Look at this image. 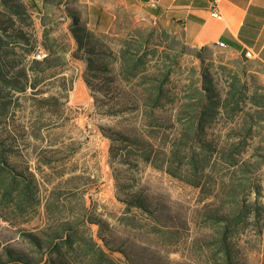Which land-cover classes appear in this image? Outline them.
I'll use <instances>...</instances> for the list:
<instances>
[{
	"label": "rangeland",
	"instance_id": "1",
	"mask_svg": "<svg viewBox=\"0 0 264 264\" xmlns=\"http://www.w3.org/2000/svg\"><path fill=\"white\" fill-rule=\"evenodd\" d=\"M86 1L71 2L97 53L78 47L71 32L76 21L63 7L53 4L41 16L32 0H0V51L15 68L25 67L26 85L18 90L0 79V127L14 129L12 136L0 129V141L8 158L37 178L27 210L0 189V264H29L10 258L7 247L43 259L35 264H54L53 258L67 264H218L223 224L212 229L206 220L210 203L230 204L239 215L231 233L239 262L264 264V64L231 51L200 50L179 26L142 5L97 0L112 17L95 25ZM39 49L46 57L61 55L62 63L33 67ZM233 82L236 96L202 120L208 101L199 91L211 87L221 103ZM159 87L162 97L153 106L144 96ZM113 130L150 139V160L143 158L142 142L113 144ZM187 131L194 140H181ZM132 191L147 195L154 213L130 207L125 199ZM66 222L75 228L66 229ZM28 233L42 237L44 246ZM96 243L112 263L97 260Z\"/></svg>",
	"mask_w": 264,
	"mask_h": 264
},
{
	"label": "trees",
	"instance_id": "2",
	"mask_svg": "<svg viewBox=\"0 0 264 264\" xmlns=\"http://www.w3.org/2000/svg\"><path fill=\"white\" fill-rule=\"evenodd\" d=\"M30 7H33L35 11L36 9L39 10V7L36 5V2L30 3ZM13 8L15 11L19 13L22 11L21 5L17 3L13 4ZM150 11L155 14H160V10L157 9V7L156 8L151 7ZM73 17L76 21L75 22L76 25L73 28H71V32L73 34L74 39L76 40L78 44V47L81 48L85 44L87 48L86 49L87 52L97 53L98 51L96 50L94 43H91L89 41L90 39H92V35L90 34L87 25H82L79 19L75 17V15H73ZM111 17L112 16L109 12L107 11L105 12L101 8H98V7H95L94 11L92 10V12L90 13L91 21L94 22L95 25H102V24L107 25ZM53 46L54 45H51L50 48H53ZM1 47L2 46L0 45V48ZM91 59H92L91 57H88L87 60H91ZM12 60L13 59L8 55L7 52L1 54V51H0V79L4 81V83L6 84L7 83L13 84L15 88H17L18 90H25L26 85H24V83H21V78L24 74L22 70H25L24 69L25 67H21L18 69L15 68L14 64H12ZM61 63H62L61 55H58L57 57L48 56L42 60L34 58L32 61V66L36 67L39 64H45L48 67H52V66H58ZM99 66H101V67H98L99 69L108 70V67L105 64H101ZM26 76H27L26 80L28 82L29 76L28 74H26ZM29 84L32 85L33 88H36V83H29ZM231 87L232 88L230 89V91L227 92V95L223 97V101L221 103L217 100L215 94L212 93L211 87H208V90L210 92L205 93L203 91H199V93L202 94V97L206 98L208 101L206 104L203 105V108L201 109V113L199 115L202 118V120H204V118L207 116L208 117L215 116L216 113H218L219 111V106L226 107L227 103L236 96V93L238 91L237 83L233 82L231 84ZM144 97H145L144 100H146V102H148L149 104L153 106H157V104L159 103L162 97L161 87H159L157 90H148V92L145 93ZM201 123L203 124V121L199 123L200 126L202 125ZM0 129L7 130L10 136H12V133L14 132L12 125H9V124L5 125L4 127H0ZM189 132L190 131H187L184 134V138H181V140H184L185 142L189 138L194 140L195 137L191 135V132L190 133ZM113 133H109L108 135L109 137H111L113 144H115V142L117 141L132 142L135 145H138V143L142 142L144 144V147H146L144 149L143 158L146 161L150 160L152 150L155 147L154 143L150 139H146L143 136H136V135L133 136L121 130H113ZM132 145H129V146L132 147ZM114 146L115 145H112V151L114 149ZM148 146L150 147L149 150L147 148ZM208 146L210 147L211 144L208 143ZM178 147H176L173 150V153L176 156H177ZM6 148H7L6 141L2 139L0 141V189H1L2 195L4 197L13 196L16 202V208H18L21 211H23L24 209L27 210L28 207H31L34 205L33 204L34 187L36 186V182H37L36 174L34 171L30 170L28 166H26L25 168H21V169L18 168L17 163L12 162L6 155V152H5ZM125 148L127 149L126 146ZM202 148L206 151L208 150L206 149V146H202ZM126 154L131 155L129 150L126 151ZM193 159H194L193 165L195 168V173L197 175V171L199 170V167H200V161H199L200 159H198L197 156L193 157ZM170 172H174V171L171 170ZM193 184L198 186L200 184V179L193 181ZM232 196L236 198L235 195H232ZM228 199L230 201V194L228 195ZM125 200L127 201L130 207L136 206L138 208H143L145 210H149L152 213H154V211L151 209V204H152L151 199L147 195L143 194L142 192L132 191L128 194ZM211 204L212 203L208 204L210 206H208V210L204 213L206 220L210 222V224L212 225V229L217 224H223V226H221L220 228L216 227L217 233H218L216 244L218 245V247H220V251H222L221 261L218 264H241L238 260V257L235 256L233 241L231 237L233 226L237 225L240 221L239 215H237L234 207L230 209V204H228L227 206L223 204L222 205L216 204V206L212 204L211 206ZM64 226L66 229L75 228V225L70 222L64 223ZM28 235L31 237L32 242L36 246H39V247L44 246L45 241L42 237L34 233H28ZM100 237L103 238L106 245L109 246L107 239H105V237L101 235ZM96 244L98 245V250H97L98 253L96 255H99V257L97 256V260H101L100 258L102 257V258L108 259L109 260L108 262L112 263L113 262L111 260L112 258L110 257V254L107 252V250L101 244H98V243ZM6 249L8 251L10 258L15 259L16 262L19 261V262H24V263H29V264H35L38 261L43 260V259H39L37 261L35 257L34 258L31 257L28 253L22 250H17L11 247H7ZM53 261H54V264H67L66 262H63L62 259L57 260L53 258ZM96 264H100V261Z\"/></svg>",
	"mask_w": 264,
	"mask_h": 264
},
{
	"label": "crops",
	"instance_id": "3",
	"mask_svg": "<svg viewBox=\"0 0 264 264\" xmlns=\"http://www.w3.org/2000/svg\"><path fill=\"white\" fill-rule=\"evenodd\" d=\"M71 1L32 0V3L36 2L39 7L36 12L41 16L47 7L54 4L63 7L69 18L76 10L75 3ZM118 1L145 6L152 13L147 5L148 0ZM86 2H89V18L95 7L109 12L107 6L97 0ZM157 9L160 14H152L179 26L185 39L194 47L231 51L246 60L254 59L264 64V0H161ZM215 10L219 11V17L214 16ZM248 50L253 52V57L245 55Z\"/></svg>",
	"mask_w": 264,
	"mask_h": 264
},
{
	"label": "built area",
	"instance_id": "4",
	"mask_svg": "<svg viewBox=\"0 0 264 264\" xmlns=\"http://www.w3.org/2000/svg\"><path fill=\"white\" fill-rule=\"evenodd\" d=\"M147 5L153 8L159 7L161 5V0H148ZM213 14L214 16L219 17V11L215 10ZM40 54H48V52L45 51L44 49H39L33 54V58L39 59ZM245 55L248 58L253 57V52L251 50H248L246 51Z\"/></svg>",
	"mask_w": 264,
	"mask_h": 264
},
{
	"label": "bare ground",
	"instance_id": "5",
	"mask_svg": "<svg viewBox=\"0 0 264 264\" xmlns=\"http://www.w3.org/2000/svg\"><path fill=\"white\" fill-rule=\"evenodd\" d=\"M48 54H40L39 59H44Z\"/></svg>",
	"mask_w": 264,
	"mask_h": 264
}]
</instances>
